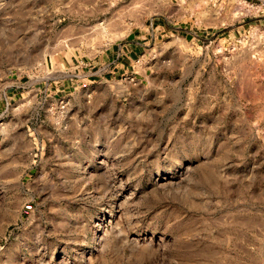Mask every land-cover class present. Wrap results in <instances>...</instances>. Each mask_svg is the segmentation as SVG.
Listing matches in <instances>:
<instances>
[{
	"label": "rangeland",
	"instance_id": "rangeland-1",
	"mask_svg": "<svg viewBox=\"0 0 264 264\" xmlns=\"http://www.w3.org/2000/svg\"><path fill=\"white\" fill-rule=\"evenodd\" d=\"M0 264H264V3L0 0Z\"/></svg>",
	"mask_w": 264,
	"mask_h": 264
},
{
	"label": "crops",
	"instance_id": "crops-1",
	"mask_svg": "<svg viewBox=\"0 0 264 264\" xmlns=\"http://www.w3.org/2000/svg\"><path fill=\"white\" fill-rule=\"evenodd\" d=\"M262 4L264 3V0H259ZM137 55V52L133 50L129 51L128 54L127 53H118L117 54V63L115 68L117 69H125L128 68V66L132 65V62H134V57ZM120 61V62H119ZM130 68V67H129Z\"/></svg>",
	"mask_w": 264,
	"mask_h": 264
}]
</instances>
